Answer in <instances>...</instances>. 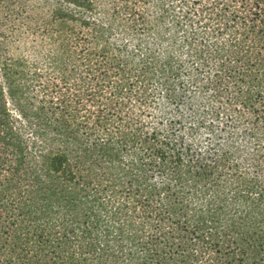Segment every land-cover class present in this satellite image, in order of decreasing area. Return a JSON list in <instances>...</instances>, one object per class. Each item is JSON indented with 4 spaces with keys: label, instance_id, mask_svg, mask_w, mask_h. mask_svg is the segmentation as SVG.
<instances>
[{
    "label": "trees",
    "instance_id": "1",
    "mask_svg": "<svg viewBox=\"0 0 264 264\" xmlns=\"http://www.w3.org/2000/svg\"><path fill=\"white\" fill-rule=\"evenodd\" d=\"M55 2L54 49H0V264L44 213L53 264H264V0ZM59 179L97 204L56 214Z\"/></svg>",
    "mask_w": 264,
    "mask_h": 264
},
{
    "label": "rangeland",
    "instance_id": "2",
    "mask_svg": "<svg viewBox=\"0 0 264 264\" xmlns=\"http://www.w3.org/2000/svg\"><path fill=\"white\" fill-rule=\"evenodd\" d=\"M55 1L57 0H0V22L9 26L8 36L6 38L7 40L5 41V43L8 45L5 43L4 45L0 44V49L6 47V50L9 51L10 55L16 57L24 56L27 59L40 58L43 56V53L47 51V49H54L55 45L52 43L47 33L39 35V33L36 31L33 33V30L34 27L38 25H45V22H50V20H53L54 17L50 16L49 13L50 9L55 7ZM147 11L151 15L150 19H152L155 16V7H148ZM1 52L4 53L2 50ZM40 60V62L45 64V60L43 58ZM40 69L41 68L37 69V71ZM157 115H161V112L160 114L157 113ZM61 181L64 180H58L57 186H60V184L61 186L54 191V195H52L50 200L47 201L49 208L52 207L53 211H56V214L58 210L63 211L64 209V212L65 208L67 210V200L71 201V204H76L77 207H81L82 211L80 210V212L78 208L76 209L79 216L84 214L86 210H89V207L93 208V206L97 204V201L95 202V199L92 196L86 195L85 192L79 191L78 189L72 195V197L77 196V199L71 200L72 193L69 192V190L71 191L73 189L71 182L64 184ZM105 195L106 194L104 193V196ZM51 215L52 214H50L49 217H46L47 214L45 213L40 215L42 218L40 226L35 225L38 220H32L33 222H29L28 218H26L25 221L22 220L21 224L8 227L9 234L13 238L10 236L7 240V243L5 240L3 251L6 255L4 259L8 260L10 257H23L24 259V257H28L26 255L28 251L31 254V250H37L36 255H38V260L41 262L40 264H53V261L57 262V250L59 251L57 245L59 237H61V235H59V232H61V227H59L60 229L54 228L55 231H53L51 228H44V225L46 226V222ZM41 228L43 230H41ZM80 229L83 230L84 225H81ZM43 231H45L46 234L50 233L48 236L44 235V240L49 241L48 244L45 242L37 243V241L35 243V237H37V234L42 233ZM57 231L59 232L57 233ZM78 233L80 236L82 231ZM31 235H33L32 241L30 238ZM85 235L87 234H82L81 241L75 240V238H73V240L68 243L66 247L71 246L69 252L72 250L78 251L80 249L83 244V239H85ZM15 236L18 238L16 239ZM5 239H7V236ZM25 241H28V245L24 244Z\"/></svg>",
    "mask_w": 264,
    "mask_h": 264
}]
</instances>
